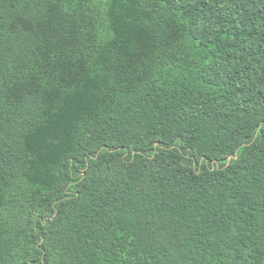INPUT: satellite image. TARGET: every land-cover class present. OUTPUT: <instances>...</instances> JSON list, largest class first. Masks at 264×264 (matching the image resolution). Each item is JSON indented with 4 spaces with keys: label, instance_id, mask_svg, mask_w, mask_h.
I'll return each instance as SVG.
<instances>
[{
    "label": "trees",
    "instance_id": "16d2710c",
    "mask_svg": "<svg viewBox=\"0 0 264 264\" xmlns=\"http://www.w3.org/2000/svg\"><path fill=\"white\" fill-rule=\"evenodd\" d=\"M0 264H264V0H0Z\"/></svg>",
    "mask_w": 264,
    "mask_h": 264
}]
</instances>
